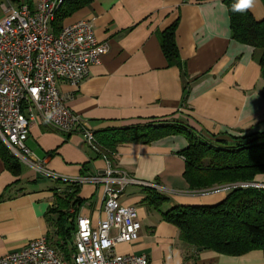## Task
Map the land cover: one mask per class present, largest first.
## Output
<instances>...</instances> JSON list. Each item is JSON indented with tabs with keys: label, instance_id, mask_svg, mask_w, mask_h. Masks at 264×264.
<instances>
[{
	"label": "crops",
	"instance_id": "obj_1",
	"mask_svg": "<svg viewBox=\"0 0 264 264\" xmlns=\"http://www.w3.org/2000/svg\"><path fill=\"white\" fill-rule=\"evenodd\" d=\"M39 2L0 0V19L3 5L17 10L26 3L34 9ZM247 9L257 21L264 19L262 0H253ZM79 20L93 28L101 46L99 62L78 85L59 81L58 89L65 106L90 125L94 139L95 133L112 129L175 124L209 142H232V137L264 132L263 51L232 39L222 0H94L66 18L63 26ZM174 22L180 60L169 65L159 35ZM26 145L46 170L71 180L102 174L109 166L165 190L158 193L135 185L123 189L119 202L135 208L140 231L136 241L116 244V254H143L148 264H264L261 250L240 256L198 250L163 220L162 213L170 208L215 205L229 192L227 185L202 192L189 189L180 153L188 146L184 136L118 144L109 162L106 152L97 143L88 145L81 133L57 132L37 120L29 127ZM16 161L18 176L7 169L0 154V257L41 237L62 253L53 210L57 199L68 194L75 192L72 200L81 202L77 210H65L75 214L74 219L84 216L96 226L104 218V184L48 179ZM254 180L264 185V175ZM150 192L168 201L156 209L144 200ZM71 241L72 237L63 244L67 253Z\"/></svg>",
	"mask_w": 264,
	"mask_h": 264
},
{
	"label": "built area",
	"instance_id": "obj_2",
	"mask_svg": "<svg viewBox=\"0 0 264 264\" xmlns=\"http://www.w3.org/2000/svg\"><path fill=\"white\" fill-rule=\"evenodd\" d=\"M63 0H40L31 9L26 3L14 10L3 5L0 19V140L19 162L45 178L70 182V178L46 170L26 145L30 125L37 120L61 133L79 132L95 146L90 125L65 106L58 82L78 85L89 67L99 62L101 46L92 26L79 20L63 26L57 35L51 22ZM109 163V162H108ZM104 184V218L93 226L90 219L76 216L71 250L66 257L46 237L34 239L21 250L0 257V264H148L146 255L116 254L118 243L139 238L140 224L135 208L120 204L129 185L165 193L156 183L142 182L120 170L108 168L99 175L71 182ZM112 185H116L114 189ZM264 185L247 183L227 185Z\"/></svg>",
	"mask_w": 264,
	"mask_h": 264
},
{
	"label": "trees",
	"instance_id": "obj_3",
	"mask_svg": "<svg viewBox=\"0 0 264 264\" xmlns=\"http://www.w3.org/2000/svg\"><path fill=\"white\" fill-rule=\"evenodd\" d=\"M94 0H63L54 19L51 31L57 35L63 28V21L75 12L88 6ZM225 4L235 41L263 51L260 59L264 99V19L257 21L248 9L234 11L237 0H222ZM264 4V0H262ZM177 22L171 24L159 35L162 53L169 65L179 63L175 43ZM182 135L188 146L180 153L186 165L183 178L191 191H211L215 186L249 184L257 175H264V132L232 137V142L216 140L209 142L189 131L182 125L159 127H135L112 129L95 133L96 143L104 150L109 162L118 144L150 143L167 135ZM0 154L5 166L14 176L20 173V166L0 141ZM226 198L215 205H179L162 213L165 222L179 230L180 239L198 250H210L227 256H240L253 250L264 255V188L237 186L228 189ZM75 193V192H74ZM68 194L57 199L53 210L57 214L55 235L62 241L58 249L68 256L63 245L72 237L75 214H68V206L78 209L79 199ZM148 205L158 209L168 199L155 192L145 197Z\"/></svg>",
	"mask_w": 264,
	"mask_h": 264
},
{
	"label": "clouds",
	"instance_id": "obj_4",
	"mask_svg": "<svg viewBox=\"0 0 264 264\" xmlns=\"http://www.w3.org/2000/svg\"><path fill=\"white\" fill-rule=\"evenodd\" d=\"M253 0H237V3L233 6L234 11H243L251 7Z\"/></svg>",
	"mask_w": 264,
	"mask_h": 264
},
{
	"label": "rangeland",
	"instance_id": "obj_5",
	"mask_svg": "<svg viewBox=\"0 0 264 264\" xmlns=\"http://www.w3.org/2000/svg\"><path fill=\"white\" fill-rule=\"evenodd\" d=\"M213 190V189H212Z\"/></svg>",
	"mask_w": 264,
	"mask_h": 264
}]
</instances>
